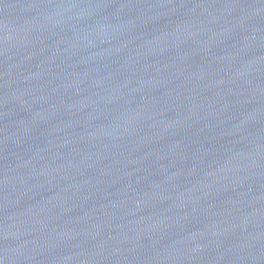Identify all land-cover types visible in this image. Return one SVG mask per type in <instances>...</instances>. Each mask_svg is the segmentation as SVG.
I'll list each match as a JSON object with an SVG mask.
<instances>
[{
  "label": "water",
  "instance_id": "water-1",
  "mask_svg": "<svg viewBox=\"0 0 264 264\" xmlns=\"http://www.w3.org/2000/svg\"><path fill=\"white\" fill-rule=\"evenodd\" d=\"M0 264H264V0H0Z\"/></svg>",
  "mask_w": 264,
  "mask_h": 264
}]
</instances>
